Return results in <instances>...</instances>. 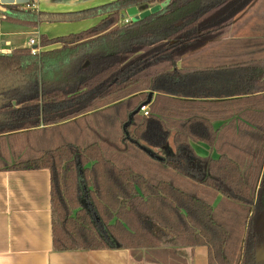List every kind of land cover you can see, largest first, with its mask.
<instances>
[{
    "label": "trees",
    "instance_id": "1",
    "mask_svg": "<svg viewBox=\"0 0 264 264\" xmlns=\"http://www.w3.org/2000/svg\"><path fill=\"white\" fill-rule=\"evenodd\" d=\"M253 1L116 0L67 15L6 6L4 19L27 28L102 17L78 34L40 36V48L52 50L0 55V154L11 146L14 159L0 170L49 171L54 251L176 256L205 247L207 264H264L256 225L264 215V59L177 68L226 35ZM158 5L145 19L122 20L132 7ZM148 100L147 115L134 114ZM88 117L86 137L80 127L54 147L44 136L31 145L38 132ZM170 137L174 154L160 157L154 150ZM22 141L29 148L19 155ZM192 142L217 158L199 157Z\"/></svg>",
    "mask_w": 264,
    "mask_h": 264
},
{
    "label": "crops",
    "instance_id": "2",
    "mask_svg": "<svg viewBox=\"0 0 264 264\" xmlns=\"http://www.w3.org/2000/svg\"><path fill=\"white\" fill-rule=\"evenodd\" d=\"M23 4H0V55L18 48H27L30 39L45 36L48 39L78 34L97 25L102 17H93L75 22L41 23L36 28H27L7 22L3 17L6 6L14 10L52 15H67L95 9L116 0H27ZM126 17L127 14L125 15ZM124 18V15L122 16ZM227 35L204 44L199 50L224 42ZM258 38L233 40L226 52L215 53L201 60L188 61L189 55L177 63V68L204 69L234 65L249 60H263L260 45L252 42ZM51 45L40 51L52 50ZM197 50V51H199ZM263 50V49H262ZM195 51V52H197ZM193 52V53H195ZM192 54V53H191ZM191 56V55H190ZM218 126V124L216 125ZM194 151L205 147L203 143H191ZM209 150V149H208ZM213 158L215 152L209 151ZM11 159L13 158L10 157ZM8 155L0 154V162L8 163ZM51 187L48 170L13 171L0 170V264H207V249L196 247L176 251V257L165 250L139 251L95 250L57 252L52 247L51 237ZM220 197L216 199L217 203Z\"/></svg>",
    "mask_w": 264,
    "mask_h": 264
},
{
    "label": "rangeland",
    "instance_id": "3",
    "mask_svg": "<svg viewBox=\"0 0 264 264\" xmlns=\"http://www.w3.org/2000/svg\"><path fill=\"white\" fill-rule=\"evenodd\" d=\"M124 19H129L124 15V18L122 17V20ZM233 27L232 31L227 37V39L224 40V42L221 43H216L214 46H209L206 47L204 50H199L195 53H192L188 57V61L190 60H196L201 59L205 60L211 56H213L215 53H220V52H226V46H229L233 40H240V39H246L248 38H258V40L252 42L254 43H263V45H260V57H264V0H254L247 8L244 9V11H241L238 15L235 16L233 20ZM227 35V34H226ZM224 35V36H226ZM223 36V37H224ZM39 38V37H38ZM54 39V38H52ZM263 49V50H262ZM93 118L88 117V120L86 122L87 126L85 127L84 123L81 121H78L77 124L74 125H64L61 126L59 129L55 130H49L44 133L38 132L36 135L31 136L30 141L31 145H33L35 148L38 147L37 145V139L41 136H44V140L46 142L51 143L49 147H54L55 145H59L62 143V140H73L75 136L78 134L80 131V127L85 130V134L81 135L82 137H86L90 134L91 130L90 127L93 124ZM100 121L96 119V123H99ZM93 127V126H92ZM87 129V130H86ZM97 134H99V130H96ZM84 133V132H83ZM25 142H19L18 145L14 144L17 146L15 152L19 155L25 154L28 151L29 146L24 144ZM48 144V143H47ZM10 147H8V150L6 152V155H8L9 160H7V165L10 166L14 162V159L10 158L12 157V153L10 150ZM40 147V146H39ZM200 150V153H196L201 158H207V157H212V155L209 154L208 148L205 147H199L197 148ZM156 154H158L160 157H167L171 156L174 154V147L172 143V138L170 137L167 141V144L164 148L161 149H156L154 150ZM216 154V153H215ZM15 156V155H14ZM216 159V158H213ZM6 166V165H4ZM218 203V202H217ZM216 203V204H217ZM257 227H259L260 232L264 235V221L263 219L258 223ZM177 259L176 256H173ZM259 260H264V244L262 245L258 255H257Z\"/></svg>",
    "mask_w": 264,
    "mask_h": 264
},
{
    "label": "water",
    "instance_id": "4",
    "mask_svg": "<svg viewBox=\"0 0 264 264\" xmlns=\"http://www.w3.org/2000/svg\"><path fill=\"white\" fill-rule=\"evenodd\" d=\"M28 1L27 0H0V4L1 5H5V4H25L27 3ZM164 5H158V6H153L152 8L148 9V10H145L143 12H138V10L135 8V7H132L130 9L127 10L126 14L128 16V18L130 19L131 22H137V21H140L142 19H145L147 18L148 16L152 15L153 13H155L156 11L160 10ZM151 97V95H150ZM150 99V98H149ZM149 103V100L143 104L142 106H140L136 112V113H139L141 108L142 107H146ZM132 116L129 117V121L131 120ZM144 152H146V154H148L149 156L157 159V160H161L159 157L155 156L151 151H148L146 149H142ZM168 157V156H167ZM263 219L264 221V215H260L258 218H257V221H256V225H258V223Z\"/></svg>",
    "mask_w": 264,
    "mask_h": 264
},
{
    "label": "built area",
    "instance_id": "5",
    "mask_svg": "<svg viewBox=\"0 0 264 264\" xmlns=\"http://www.w3.org/2000/svg\"><path fill=\"white\" fill-rule=\"evenodd\" d=\"M124 23H128L130 22V19H124L123 20ZM28 48L30 49V52H31V55H37L39 54L40 52V46H39V40L38 39H30L28 41ZM144 116L147 115V112H146V107H142L141 110H140Z\"/></svg>",
    "mask_w": 264,
    "mask_h": 264
}]
</instances>
